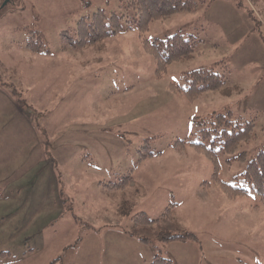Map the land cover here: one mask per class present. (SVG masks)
Segmentation results:
<instances>
[{"label": "rangeland", "instance_id": "rangeland-1", "mask_svg": "<svg viewBox=\"0 0 264 264\" xmlns=\"http://www.w3.org/2000/svg\"><path fill=\"white\" fill-rule=\"evenodd\" d=\"M124 1L0 0V264H150L158 254L174 264H264L259 197L202 189L213 164L170 146L199 141L200 124L231 112L255 123L240 148L248 160L264 149V0H204L153 22L150 40H199L162 77L132 24L79 50L64 42L82 17L120 13ZM29 27L50 53L26 47ZM205 68L225 80L219 91L190 101L171 90ZM148 139L161 154L140 160ZM228 158L220 154V177L235 184L246 163ZM129 173L134 185L106 186ZM172 198V219L132 222L138 212L157 218ZM184 232L196 238L163 239Z\"/></svg>", "mask_w": 264, "mask_h": 264}, {"label": "trees", "instance_id": "trees-1", "mask_svg": "<svg viewBox=\"0 0 264 264\" xmlns=\"http://www.w3.org/2000/svg\"><path fill=\"white\" fill-rule=\"evenodd\" d=\"M200 3H204V0H125L124 11L108 16L103 9H100L92 16L82 17L72 34L69 31L63 32L62 37L65 43L79 50L96 44L106 37L116 35L124 29H133L132 25H134L141 35L144 51L156 62L155 75L162 77L172 63L181 61L194 53L199 40L195 36H186L180 32L165 39L154 40L148 39L145 34L150 30L153 22L164 20L177 13L191 12ZM24 30L30 33L26 43L30 51L50 53L49 44L41 31L33 27ZM185 79V86L170 84V88L173 92L186 96L190 101H195L202 93L219 91L226 83L219 74L208 68L193 70L187 74ZM200 125L203 128L199 131L201 135L199 141L180 139L170 146L178 151L192 148L213 164L211 179L202 182L201 188L210 189L217 184L225 196L231 200L256 194L260 204L264 205V149L260 150L251 160H248L246 151L240 150L244 143L250 142L255 136L254 121L243 122L241 119H235L233 114L228 112V114H218L210 123ZM151 140L148 139L146 145L143 146L148 151L140 160L161 154L159 151L149 150ZM220 154L229 156L227 160L229 165L235 162L246 163L245 170L234 177L235 184L224 181L220 177L222 168ZM134 184V177L132 173H129L120 182L107 183L106 186L110 189H125ZM1 195L2 189L0 188ZM176 206L177 202L172 198L157 218L152 219L146 212H138L131 217V220L135 225L151 226L162 220L172 219ZM195 238L193 233L187 232L174 236L163 234L164 240L185 241ZM150 264L174 263L171 259L158 254Z\"/></svg>", "mask_w": 264, "mask_h": 264}, {"label": "crops", "instance_id": "crops-1", "mask_svg": "<svg viewBox=\"0 0 264 264\" xmlns=\"http://www.w3.org/2000/svg\"><path fill=\"white\" fill-rule=\"evenodd\" d=\"M172 197H173V195H172Z\"/></svg>", "mask_w": 264, "mask_h": 264}]
</instances>
